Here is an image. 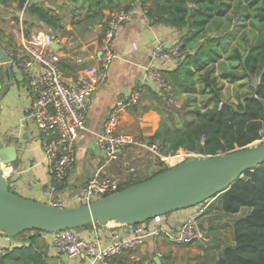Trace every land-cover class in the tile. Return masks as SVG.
I'll list each match as a JSON object with an SVG mask.
<instances>
[{
    "label": "trees",
    "instance_id": "trees-1",
    "mask_svg": "<svg viewBox=\"0 0 264 264\" xmlns=\"http://www.w3.org/2000/svg\"><path fill=\"white\" fill-rule=\"evenodd\" d=\"M50 1L0 0V23L5 22L3 10L13 14L9 23L17 20L24 10L29 27L38 26L54 36L59 33L64 36L68 34L65 17L49 5ZM77 1H81L84 14L81 16L79 9L76 14L74 8L72 21L76 27L85 26L83 29L86 30L90 23L102 22L105 10L114 12L122 8L124 0ZM138 1L150 23L187 30L181 39L178 67L163 73L172 85L173 98L177 100L187 95L189 103H193L194 99L196 102L193 95L208 96L200 102L199 108L191 111L193 118L188 119L184 109L170 104L169 95L148 91L132 106L134 112L154 109L161 116L160 126L148 144H156L163 156H174L183 150L217 157L259 142L264 133V0H196L193 5L185 0ZM124 8L131 10L132 5L127 4ZM250 32H256L254 40L248 37ZM235 40L238 42L231 44ZM0 45L9 52L1 37ZM64 68L67 72L75 71L70 65H64ZM253 79L258 80L256 85L238 93L235 101L224 97L221 80L235 84ZM162 103L168 108L161 107ZM156 158L161 166L164 162L160 157ZM168 169L161 167L153 176ZM141 182L143 180L120 183L119 191ZM63 188L64 184L58 190ZM219 199L218 210L222 214L219 219L230 218L232 239L222 243L212 223L208 235L214 234L217 253L208 254L201 264H264V163L247 171ZM38 234L41 232L27 231L17 236L24 238L27 245L7 249L0 264H46L37 247Z\"/></svg>",
    "mask_w": 264,
    "mask_h": 264
},
{
    "label": "crops",
    "instance_id": "crops-1",
    "mask_svg": "<svg viewBox=\"0 0 264 264\" xmlns=\"http://www.w3.org/2000/svg\"><path fill=\"white\" fill-rule=\"evenodd\" d=\"M126 1L124 0L123 4ZM77 2L80 3L81 1L51 0L49 2V5L57 8V11L65 17L66 31H68V34H72L71 37L61 36L66 38L62 51L67 54L79 52L86 57L88 65H99V44L104 34L105 21L111 11L105 10L102 22H92L84 30L85 26L78 28L72 21V6ZM127 3L132 5L131 16L121 23L114 38L112 44L113 59L107 69L104 82L92 94L88 114L84 122L85 129L80 132L76 142L74 168L66 179L62 190H51V177L48 172L40 132L28 111L29 98L23 84H19L15 80L18 85L14 87L12 84L14 79L10 80L6 76L7 67L0 68V74H5L7 80V89L0 102V137L6 145H15L21 155L18 163L12 165L9 177L12 180V187L18 190L21 196L49 204L62 201L64 207H77L80 204L75 201V195L87 184L99 168H103L104 172L114 176L119 183L128 180L145 181L159 171L156 166L157 162L153 157H150V160H145V155L150 154L145 146L149 145L150 137L155 134L161 123V116L154 109L142 113L140 111L134 112L132 107H128L124 109L120 116L117 132L135 139L143 146L134 144L125 147L119 151L115 160H107L105 151L96 146L98 135L103 133L110 113L121 98L127 97L139 87L145 89L144 95L148 91L160 92L148 74L149 69L164 73L178 67L180 60H153L152 53L155 47L158 44L171 46L181 42L182 37L187 33L186 29L179 30L164 24L150 23L138 0ZM68 15L71 16V19ZM25 20L28 21V16L24 15L26 24ZM26 26L31 33L46 30L38 26L29 27L27 24ZM65 61L69 62V59H65ZM3 68L4 71H2ZM65 71L68 77L76 75V70L67 72L65 69ZM193 97L194 95L192 99H194ZM185 99H189V96L182 95L177 98V101ZM196 100L198 99L196 98ZM195 104L194 99L191 106L195 107ZM192 211L193 209L181 210L165 216L164 225L166 230L171 233L176 232ZM220 214L218 198L211 199L210 207L204 217L208 218L209 221L208 223L203 221L204 235L202 239L191 245H176L166 236H149L143 246L121 256L111 258L109 263L201 264L202 261L208 258V252L217 251L214 234L213 236L208 235L212 223L215 234H217V231L225 225L224 220L230 219L224 217L221 218V221L219 219ZM155 226L148 223L137 228H141L143 231H151ZM135 228V226H120L110 222L107 226L94 224L78 229L76 234L84 240L98 241L104 247L110 242L112 235L129 238L134 235ZM53 240L54 234H38L37 247L44 255L46 264H105L101 261L93 263L88 257L70 258L65 254L57 253ZM23 245H27V242L22 237L11 240L0 236V246L6 249ZM207 248L211 251H207ZM185 251H187V256L183 259L173 258L175 254Z\"/></svg>",
    "mask_w": 264,
    "mask_h": 264
},
{
    "label": "built area",
    "instance_id": "built-area-1",
    "mask_svg": "<svg viewBox=\"0 0 264 264\" xmlns=\"http://www.w3.org/2000/svg\"><path fill=\"white\" fill-rule=\"evenodd\" d=\"M144 13L146 15L145 10ZM24 15L23 10L17 20L11 21V25L14 26L13 34L17 37L18 42L13 44L11 52H8L9 62L0 61V68L11 66L14 80L17 78L23 80L21 84L29 98L28 111L40 132L51 177L50 187L52 191H58L74 168L76 142L80 132L85 129L84 122L92 94L106 78L107 69L113 59L114 38L121 23L131 16V10L127 11L122 7L109 14L99 44V65L94 66L88 65L86 57L79 52L69 54L63 52L65 37L54 36L44 30L31 33L24 22ZM54 42L61 46L59 50L52 47ZM181 46V42L171 46L158 44L152 53V58L159 61L180 60ZM65 59H69V62H66ZM64 65L74 67L76 75L68 77ZM148 74L160 92L169 95L170 103L175 104L172 85L165 79L163 73L149 69ZM144 94L145 89L139 87L127 97L121 98L110 113L103 133L99 134L96 140V146L105 151L107 160L117 159V154L125 147L134 144L143 146L135 139L119 134L117 128L124 109L136 105ZM261 142H264V133L262 139L257 143ZM145 147L160 157L168 168L191 158L206 157L185 152L182 160L172 164L169 157L158 153L156 144ZM2 170L9 179L12 166L3 164ZM119 185V181L114 176L104 172L103 168H99L74 199L80 205L90 204L117 193ZM53 205L64 207L62 201H56ZM209 207L210 200L192 208L193 211L187 220L173 233L166 230L164 217L156 216L151 222H148L156 225L151 231H143L141 228H137L140 226L137 225L133 236L122 238L119 235H112L110 242L104 247L98 241L82 239L74 230L54 233V247L57 253L65 254L70 258L88 257L93 263L101 261L109 264L111 258L143 246L149 236L163 235L176 245H191L202 238L198 230V223L206 216ZM6 253L7 249L0 246V258Z\"/></svg>",
    "mask_w": 264,
    "mask_h": 264
},
{
    "label": "water",
    "instance_id": "water-1",
    "mask_svg": "<svg viewBox=\"0 0 264 264\" xmlns=\"http://www.w3.org/2000/svg\"><path fill=\"white\" fill-rule=\"evenodd\" d=\"M193 5L196 0H185ZM55 50L61 48L56 42ZM8 52L0 45V61L9 62ZM6 76L14 79L13 68ZM1 115V110H0ZM21 158L15 145L0 137V236L15 240L27 231L57 233L87 225L137 226L156 216H167L192 209L218 198L243 175L264 163V142L254 143L217 157L191 158L141 183L77 207H58L24 198L10 191L2 165H13ZM203 237L204 224L198 223Z\"/></svg>",
    "mask_w": 264,
    "mask_h": 264
},
{
    "label": "rangeland",
    "instance_id": "rangeland-1",
    "mask_svg": "<svg viewBox=\"0 0 264 264\" xmlns=\"http://www.w3.org/2000/svg\"><path fill=\"white\" fill-rule=\"evenodd\" d=\"M134 0H127L126 1V3L125 4H122V7H125V5H127V4H129V3H127V2H133ZM75 8V12H76V14L78 13V11H79V13H81V16L84 14V9L81 7V2L79 3V2H77L76 4H74L73 6H72V9H74ZM79 9V10H78ZM2 14L4 15V19H5V22H2V23H0V27L2 28V34H1V39H2V41H3V43L6 45V46H8L9 47V52H11L10 50H11V48H13V44H15V43H17L18 42V39H17V37L16 36H14V34H13V25H11V23H9L8 21H9V19H11V18H13V14L11 13V12H9V11H6V10H3L2 11ZM68 17H69V19H71L70 17L71 16H69L68 15ZM73 17V16H72ZM235 23H238V19H235V21H234ZM248 28L249 27H247L246 28V31H248L249 32V30H248ZM45 32H49V33H51L50 31H48V30H44ZM239 35H241V33L239 32V34H238V40H239ZM61 36V34L59 33L58 34V37H60ZM64 36H68V37H71L72 36V34L70 33V34H66V35H64ZM257 36V34H256V32L255 33H249L248 34V37H251V39L252 40H254V38ZM238 40H235L233 43H231V44H234V43H236V42H238ZM251 40V41H252ZM73 41V40H72ZM226 56V55H225ZM220 70V69H219ZM219 70L218 71H216V73H218L219 72ZM2 71H4V68L2 69ZM19 84H21L22 82H23V80L22 79H19V78H17V80H16ZM17 82H15V80L12 82V84L14 85V87H16L17 85H18V83ZM258 82V80L257 79H253V80H251V81H249V80H242V81H240V82H237V83H235V84H230V83H227V82H225L224 80H221L220 81V84H223V89H222V93H223V95H224V97L226 98V99H228V100H232V101H235L236 100V96H237V94L238 93H243V92H246V91H249L250 89H249V86H255L256 85V83ZM1 86H3V87H1L0 88V102H1V100H2V97H3V95H4V93H5V91H6V89H7V80H6V76H5V74H1ZM162 93H164V92H162ZM198 95H196V96H194V97H196L198 100H196V104H195V107H192L191 106V104L192 103H189V99H185V100H179V101H177L176 100V102H175V104H173V105H175L176 107H180L181 109H184V111L186 112V114H187V118L188 119H192L193 117H192V115L193 114H191V111H193V109H195V108H199V103L203 100V99H205L206 97H208V96H206L205 98H201V97H197ZM199 101V102H198ZM170 102V101H169ZM187 103H189V105L187 104ZM170 104H172V103H170ZM146 105V104H145ZM163 103H162V106L161 107H163ZM164 107H166V108H168V106L167 105H164ZM76 150H77V148H76ZM147 150V149H146ZM147 152H148V150H147ZM181 152H183V153H181ZM186 151H183V150H180V151H178L177 152V154L176 155H174V156H177V155H179V154H181V155H183L184 153H185ZM148 153H150L149 155H145V160L147 161V160H150V157H153L154 158V160H155V162H156V157H158V156H156L153 152H151V151H149ZM159 153V152H158ZM174 156H165V157H174ZM18 163V161L16 162V163H14V165H16ZM157 164V163H156ZM157 167H158V170H160V168L161 167H166L167 165L165 164V163H163L161 166L160 165H156ZM8 181H9V187H10V190H12L13 192L15 191V193H17L18 195H20V193H19V191L18 190H15L13 187H12V180L11 179H8ZM21 196V195H20ZM23 197V196H22ZM25 198V197H24ZM220 202V199L218 200V203ZM167 216H169V215H167ZM165 217V216H164ZM203 221H205L206 223H208V221H209V219L208 218H204V219H202L200 222H203ZM222 221V220H221ZM225 225L224 226H222L221 227V230H216L218 233V235H220L221 236V241H222V243H224L225 244V242L227 243L228 241H230L231 239H232V233H231V221H230V219H226V220H224V222H223ZM78 229H75L74 231L76 232ZM202 239V238H201ZM209 244V243H208ZM209 246V245H208ZM211 251L210 249H208L207 248V251ZM219 251H221V250H218V252ZM217 253V251L215 250V251H212V252H208V254H216ZM190 254V253H189ZM193 255V254H192ZM185 256H187V251H185V252H180V253H177V254H175V256L173 257V258H176L177 260L178 259H183ZM188 256H191V255H188ZM165 259V258H164ZM186 262H187V260H186ZM185 264V263H184Z\"/></svg>",
    "mask_w": 264,
    "mask_h": 264
},
{
    "label": "bare ground",
    "instance_id": "bare-ground-1",
    "mask_svg": "<svg viewBox=\"0 0 264 264\" xmlns=\"http://www.w3.org/2000/svg\"><path fill=\"white\" fill-rule=\"evenodd\" d=\"M183 156H184V154H183V155L179 154V155L174 156V157H169V160H170V162H171L172 164H175L176 162L182 160ZM5 173H6V172H5Z\"/></svg>",
    "mask_w": 264,
    "mask_h": 264
}]
</instances>
